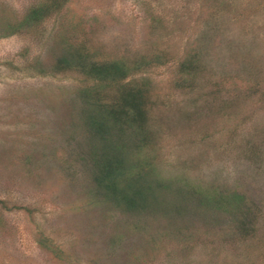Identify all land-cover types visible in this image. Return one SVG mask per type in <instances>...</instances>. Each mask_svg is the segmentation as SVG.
<instances>
[{"label":"rangeland","instance_id":"374dc122","mask_svg":"<svg viewBox=\"0 0 264 264\" xmlns=\"http://www.w3.org/2000/svg\"><path fill=\"white\" fill-rule=\"evenodd\" d=\"M45 1L0 0V264H264V0H72L20 26ZM68 45L161 61L126 80L149 96V143L130 159L177 186L236 191L242 212L100 200L83 113L111 92L55 69ZM193 53L190 83L179 69Z\"/></svg>","mask_w":264,"mask_h":264},{"label":"trees","instance_id":"16d2710c","mask_svg":"<svg viewBox=\"0 0 264 264\" xmlns=\"http://www.w3.org/2000/svg\"><path fill=\"white\" fill-rule=\"evenodd\" d=\"M70 1L46 0L28 10L20 26L37 25L60 13ZM145 59H97L85 46L68 45L54 65L58 72L79 69L88 79L110 88L111 94L105 97L107 101L100 98L103 93L90 96L91 109L85 115L83 113L89 140L85 157L98 198L137 215H178L194 198L203 209L227 211L233 208L234 212H242L243 196L236 191L214 187L200 189L183 182L184 185L177 186L160 177L152 161L145 157L130 159V155H134L131 150L138 155L149 143L145 132L149 96L146 81L126 80L142 66L161 64V61L149 64ZM179 71L188 76L191 83L201 71L197 54L188 57ZM166 193L170 195L166 196Z\"/></svg>","mask_w":264,"mask_h":264}]
</instances>
